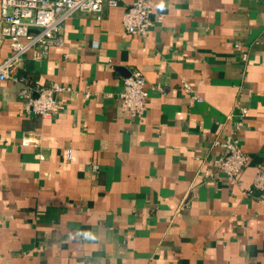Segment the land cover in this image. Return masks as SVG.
<instances>
[{
	"label": "crops",
	"instance_id": "0c3cea01",
	"mask_svg": "<svg viewBox=\"0 0 264 264\" xmlns=\"http://www.w3.org/2000/svg\"><path fill=\"white\" fill-rule=\"evenodd\" d=\"M131 1L75 13L19 63L31 86L69 87L56 115L0 80V264H264V193L246 192L264 163V0H153L145 37L123 26ZM134 69L140 118L119 100ZM229 135L249 156L235 183L214 165Z\"/></svg>",
	"mask_w": 264,
	"mask_h": 264
},
{
	"label": "built area",
	"instance_id": "2783aa9c",
	"mask_svg": "<svg viewBox=\"0 0 264 264\" xmlns=\"http://www.w3.org/2000/svg\"><path fill=\"white\" fill-rule=\"evenodd\" d=\"M119 3L120 0H1L0 38L9 40L12 53L0 62V80L24 83L20 95L28 113L41 117L56 115L61 109L59 94L69 90V87L59 83L31 86L26 77L17 73L19 63L30 53L37 61L44 59L52 45L62 44L64 23L75 13H94L97 18H101L106 7H114ZM155 7L153 0H132L123 14L126 31L147 36L153 25ZM242 58L247 60V54L243 53ZM148 97L146 78L140 70L134 69L124 78L123 90L119 93L120 105L131 117H144ZM194 98L201 100L198 95H194ZM246 113L247 109L241 108L243 117ZM242 125L243 122H240L239 126ZM36 143L35 139L29 137L22 140L24 145ZM216 143L222 151L214 159L215 167L232 182H239L249 162L240 140L229 135ZM256 190L264 193V163L257 166L253 183L246 192L251 194Z\"/></svg>",
	"mask_w": 264,
	"mask_h": 264
},
{
	"label": "clouds",
	"instance_id": "9594fccd",
	"mask_svg": "<svg viewBox=\"0 0 264 264\" xmlns=\"http://www.w3.org/2000/svg\"><path fill=\"white\" fill-rule=\"evenodd\" d=\"M161 7H162V5H161Z\"/></svg>",
	"mask_w": 264,
	"mask_h": 264
}]
</instances>
